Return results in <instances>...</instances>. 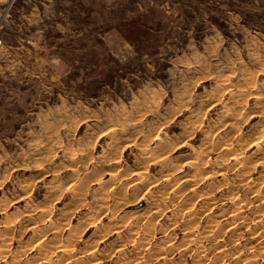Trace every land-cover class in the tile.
<instances>
[{
    "label": "rangeland",
    "instance_id": "1",
    "mask_svg": "<svg viewBox=\"0 0 264 264\" xmlns=\"http://www.w3.org/2000/svg\"><path fill=\"white\" fill-rule=\"evenodd\" d=\"M243 74L252 78L253 94L264 96V0H0V228L7 221H14L17 229L21 225L10 240V248L13 252L26 250L22 264H31L36 257L30 251L34 238L24 212L37 208L33 213L39 214L42 205L49 209V221L42 218L36 227L45 231L52 226L50 222L54 226L67 223L65 232L71 229L77 233L76 247L80 250L92 236L94 221L99 230H110L99 243V255L104 256L101 264H127L137 259V248L130 243L123 254L113 253L123 241L118 235L125 238L112 229L130 211L139 217L145 215L152 198L130 196L132 203L127 201L121 207L110 197V212L101 216L103 208L96 197L103 186L98 183L89 185L82 204L67 188L70 179L86 186L94 176L102 181L108 178L100 167L95 175L85 173L82 151L87 147L92 150L90 157L98 160L109 143L119 140L107 133L113 124L127 130L123 139L131 143L121 144L119 164L121 172H131L145 145V135L155 127L170 146L168 163L184 162L190 153L199 150L206 134L199 130L186 140L189 124L198 118L204 126L213 127L219 113L233 102L219 89L222 79L231 76L229 84L234 89L230 88L235 91L244 83ZM246 104V114H253L244 127L249 131L264 122V108L257 110L264 98L255 101L250 96ZM131 123L137 126L131 128ZM47 159L41 172H48V176L38 178L33 164ZM68 165L70 168H66ZM92 168L90 165L89 171ZM159 168L150 174L163 173ZM188 171L185 166L175 178ZM263 174L264 163L252 176L261 180ZM225 176L210 175L196 181V194L209 192L213 197L211 206L196 201V208L205 212L201 225L210 218L222 226L232 223L226 212L234 202L222 199L238 176L233 170ZM27 183L31 185L24 195L26 192L23 194L20 188ZM54 184L59 188L51 191ZM218 184H223L220 190L209 191ZM238 189L241 197L250 201L247 213L261 205L262 196L252 197L250 191ZM161 208L164 211L157 223L159 231L168 228L167 219L177 212L175 205ZM245 224L238 226L243 238L237 245L248 241ZM178 225L172 231L168 228L165 234L157 233L153 246L168 240L172 248L180 245L186 239L181 229L185 224ZM207 242L213 247L214 242ZM233 248L229 244L226 251L232 252ZM166 258L152 263L195 262L192 256L178 252ZM35 260L32 264H37ZM225 264H235V260Z\"/></svg>",
    "mask_w": 264,
    "mask_h": 264
},
{
    "label": "bare ground",
    "instance_id": "2",
    "mask_svg": "<svg viewBox=\"0 0 264 264\" xmlns=\"http://www.w3.org/2000/svg\"><path fill=\"white\" fill-rule=\"evenodd\" d=\"M242 77L244 83L235 91L230 85L232 84L231 76L228 75V77L222 79V84H220L219 89L228 94L229 98L233 102L228 109L226 108L225 110L224 108L225 111L223 110V112L219 113V120H216L218 123L215 122L216 124L214 126L212 125L213 127L210 126L211 128H209L208 126H204L202 121L197 118L196 121H192L189 124V130L186 131L188 132L185 137L186 140L187 138H192L193 135L199 130L206 131V134L201 139L199 150H194L192 153H190L184 162L182 161L177 165L176 163H168L169 159L167 158L166 154L169 153L170 146H168V142L162 138L159 130L156 131L157 129L155 127H153L151 132H149L150 134L145 135V145H143L140 152L138 153V158L136 159L135 163L136 166L134 165V169L132 168L133 170H130L131 172H121L119 164L121 144L125 143L123 138L125 135H127L125 134L127 130H119L116 127H113V124L110 128H108L107 133L119 140L113 141L109 144L107 143L108 145L106 149L102 152V156L98 160L94 161L95 157H90L92 156V150L90 151L86 149L87 147L84 150L82 149L83 151L81 153L80 160H82V166L84 167L85 173L94 174L95 169L100 167L102 168L103 172H106L108 178L102 181L98 178L99 176H94L87 181L88 184L86 186L82 181L75 183L74 180L72 181L74 178L70 179L71 182L67 184V188L74 196L77 197V199H79L78 201H81V203L83 202L82 200L84 199V195H86L90 184L94 185L100 183L104 188V186L108 184L109 180L112 182H109L108 187L105 186L107 188H102V191L98 194L99 197H96V200L101 202L99 204L101 206L100 208H103V212L100 213V215L102 214L104 216V214L106 215L110 212L108 207V200L110 201V197H113L111 200H113L115 205L119 204L121 207L127 205V201L132 203L131 199L128 200L130 196H138V199L145 198L146 196L147 198L149 196L152 198L150 207H148L149 210L144 212V214L146 213L145 215L141 214L139 217L133 213L134 211H132L134 215L131 214L130 211L127 213L128 217L115 222L114 225L117 226L112 229L114 233L119 234L121 232L125 238L123 239L118 235V238L123 241L120 247L115 248V252L123 254V249L127 243H130L132 244V247L136 246L137 248V253L139 254L138 258L127 262V264H130L131 262H134V264H153V261L155 262L159 259L165 261L166 256L168 254H172L173 252L187 255V257L188 255L192 256V259L195 260L194 264H225L228 260H235V264H264V205H262L264 204V178L259 180L252 176L257 167L264 163V122H260L259 125L257 124L253 126V128H251L249 131L244 130L247 119L249 116L253 115L246 114L247 98L252 96L255 101H259L262 100L264 96L253 94L255 85L252 82V78L249 76V74H243ZM230 81L231 83L229 84ZM183 94L184 97L182 100L185 98V93ZM217 104L218 102L216 105ZM211 105L213 106V104ZM263 108L264 104L260 105L257 110L261 112ZM133 126H137L136 123L135 125H133V123L129 125L131 128H133ZM122 140L124 142H122ZM128 140L124 145L127 146L129 143H131V141ZM132 144H134V142ZM176 145H179V143ZM248 148H252L253 151H249ZM36 150H38V148H35V151ZM33 152L34 151H31V153ZM68 153L70 154L71 152L69 151ZM73 154L75 153L73 152ZM39 157L40 156H38V158ZM73 158H75V156ZM46 162L48 163V159L47 161L36 162L33 164V169L38 172L36 174L39 175L38 178L40 176H48V172L45 171L46 174L41 172V170L44 169L43 163ZM69 165L66 168H70ZM90 165L93 166L91 171L88 169ZM70 166H72V164ZM185 166L188 167L189 173L185 174L183 177L175 178V175L179 173ZM155 167H161V169L164 170L163 173L161 172V174H159V172V175L156 174V176H152L150 171L152 169L154 170ZM63 169H65V167ZM75 170L76 168L74 167L73 173L76 172ZM231 170H233L235 175L238 177L236 178L235 182L233 181L231 189H227L222 200L234 202L232 204V209L226 212L227 216L232 219V223L222 226L219 222H216V220L214 221L210 218L205 222V224L201 225L200 219L203 215V212L196 208V201L202 200L203 202H208V206H211L213 204V197L210 196L209 192L207 194H196V181L204 180L210 175H216L222 178L224 177L225 179L226 173L231 172ZM31 171L33 172V170ZM53 176L56 177L57 175ZM241 176L242 178H240ZM44 177H41L40 179ZM58 179H54V181H58ZM25 184L26 183H24V185ZM63 184L60 183V186L65 185ZM29 185H31V183ZM29 185L27 183V186H24L23 188L19 187L23 190V194L26 192L24 195L28 193V189L30 188ZM222 185L223 184H218L214 189L212 188L209 191L212 192L215 190H220ZM52 186H50L52 189H50L51 191H53L54 188H59V184H54ZM117 186H120L118 190H116ZM238 188L250 191L252 197L262 196L260 199L261 205H256L257 207L253 212L247 213V211L251 209L250 201L246 197H241V192ZM189 191H194V194L189 195ZM134 199L133 202L137 200V198L135 201ZM161 205H163L165 209L168 208V205H175L177 208V212L171 214V217L167 219L170 221V225L168 226L170 231L176 229L179 226V223L185 224L184 228L181 227V229H183V235L186 239H184V241L177 247L174 246L175 248H172V243H170L171 240L166 242L162 241L161 243H158L157 246H153V241L155 240L154 238L156 234L162 232L165 234L166 230L168 229L160 228L161 231L157 229L158 220L161 218L162 212L164 210L161 208ZM42 206H40L41 209L39 208V210H37L39 214L33 213L37 208L33 211L28 210L24 212L26 218H24L25 222H29L28 226L30 225V228H32L31 236H33L34 241L30 244H34L32 245V248H30L32 249L30 251L36 253V257H34L36 259H34L35 263H102L104 256L99 255V243L102 242L104 236L108 232H111L109 229L107 232L105 228L101 229L102 227L99 230V226L96 223L97 221L95 222L93 220V223L92 221H89L92 223L91 228L93 233L92 236H90L91 238L85 241V246L83 248L81 247L80 250L76 247L78 243V238L76 239L77 233L72 232L71 229L68 232H65V230L68 228L66 227L67 223L57 224L54 226L53 223L50 222V225L52 226H49L50 229L45 231L39 227H36L37 222L41 221L40 219L42 218H46V220L49 221V209H47L48 207ZM65 217V220H67L68 216ZM97 218L100 217L98 216ZM243 223H246L244 227H246L245 231L248 233L249 238L244 245H237L243 238L240 234L241 229H239L238 226ZM87 225L88 224H86V226ZM15 226L16 223L14 221H7L0 228V259H2L1 262L4 264H22L21 256L25 254L26 251L21 250V252L19 251V254L17 251L18 249L16 250L17 252H13L10 248V240L12 239V236L15 235L16 230L18 231L22 228L20 227L21 225L19 227L17 226L20 229H17ZM207 241L214 242L213 247L209 245L207 246L205 244ZM228 243L233 244L234 246V250L232 252L226 251V246L229 245ZM163 245L172 249H169L170 251L168 250V252L164 250ZM145 254H148L149 257L146 258ZM33 261L29 263L32 264ZM25 263L27 264V262ZM115 264L123 263L117 261Z\"/></svg>",
    "mask_w": 264,
    "mask_h": 264
},
{
    "label": "crops",
    "instance_id": "3",
    "mask_svg": "<svg viewBox=\"0 0 264 264\" xmlns=\"http://www.w3.org/2000/svg\"><path fill=\"white\" fill-rule=\"evenodd\" d=\"M209 185H210V184L208 183V184H206L205 186H209ZM107 187H108V186H107ZM107 187H106V188H107ZM116 190H117V189H116ZM116 190H115V191H116ZM115 191H114V192H115ZM207 210H208V209H207ZM163 211H164V210H163ZM204 213H205V212H203V214H204ZM162 215H163V212H162ZM169 222H170V221H169ZM169 225H170V224H169ZM114 250H116V249H114ZM113 253H115V251H114ZM132 263L134 264V262H132Z\"/></svg>",
    "mask_w": 264,
    "mask_h": 264
}]
</instances>
